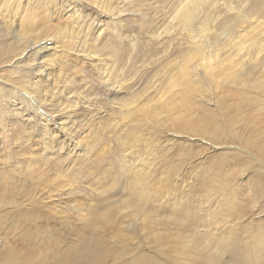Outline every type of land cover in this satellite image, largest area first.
<instances>
[{
    "label": "rangeland",
    "instance_id": "rangeland-1",
    "mask_svg": "<svg viewBox=\"0 0 264 264\" xmlns=\"http://www.w3.org/2000/svg\"><path fill=\"white\" fill-rule=\"evenodd\" d=\"M187 1L0 0V264H264V0L189 2L192 29ZM198 38L228 41L219 111L193 104L188 133L159 136L128 118Z\"/></svg>",
    "mask_w": 264,
    "mask_h": 264
},
{
    "label": "bare ground",
    "instance_id": "bare-ground-1",
    "mask_svg": "<svg viewBox=\"0 0 264 264\" xmlns=\"http://www.w3.org/2000/svg\"><path fill=\"white\" fill-rule=\"evenodd\" d=\"M189 2H197V1L188 0L186 3L182 5L181 11L179 12L180 14L179 16H181V18L183 19V26L186 27L187 29H190L191 27L194 28L193 12L198 7L196 3L191 5L189 4ZM255 24L256 25L252 27L253 31H251L249 35L251 36V40L253 41V43L255 44L262 43L264 42V21L256 20ZM208 26H205V28H208ZM217 41L218 40H216L215 42L214 41L210 42L208 40V42H206L203 41V39L198 38V40H196V45L198 43L202 46L201 51H198V48L195 46V50L192 49L195 51V53L191 51L188 52L187 54L185 52L179 53V55L178 56L176 55L177 57L174 58L173 60H168L167 61L168 64L164 68L163 66L161 67L163 68L165 78L163 77V81L160 82L161 88L157 90L156 95L151 96L146 100L144 99L145 101L143 100V95H140V93L143 94L145 91L147 93L148 91L154 89L152 82L151 84H147L145 87H143L141 91H138L139 95L131 93L130 98L125 100L123 106L127 108L126 114L128 118L137 122H140L141 120L140 118H144L145 119L144 126L147 129L149 127H151L153 130L154 128L155 130L157 129L156 130L157 136H159L160 130H159V123L157 120L160 121L164 120L165 126L167 124L168 128L171 129H174L177 126L182 127L184 131H182L181 134L188 133L186 131L191 125H193V122H191V120L189 119L187 112L191 110V105L193 104L201 105L204 103L207 104L208 101L209 102L215 101L216 108L218 109L217 111H219L220 109L218 106L219 103L216 96V91L213 90L214 88L213 86L214 84L216 85L215 87L219 85L222 86V84L219 83V77L217 76L219 73L217 74V71L221 70L220 68L223 66V63H225L224 59L228 61L227 59L228 57L223 58V56H225L227 52L226 50L227 46L225 44L228 41L225 44L223 42L216 43ZM241 45H242L241 43H236L234 46L240 47ZM86 57L93 59L94 54L91 51H89L88 53H86ZM232 74L233 73H228L226 77L229 78L233 76ZM46 76L47 78L49 77L48 75ZM154 79L156 81H159L157 75L154 76ZM102 80L104 81V86L106 88L114 90L115 92L113 93L114 96H120L124 93V90L126 88L124 87V83L117 80L115 77L112 76V74L111 75L106 74L104 77H102ZM210 93H212L211 96H209ZM60 117L61 116H59V118ZM60 126L62 127V125ZM172 134H174L173 135L174 137L175 135H177L176 132H172L171 135ZM144 201L148 203L147 198H145V196L144 197L142 196L140 199L133 201L128 206H130V208L133 209L135 206H141L140 205L141 202ZM15 209L16 208H14V212ZM137 209H135V212L136 211L137 212L136 213L134 212L135 213L134 216L140 217L142 215V212L140 211L141 213L139 214L138 213L139 209L138 210ZM123 212L124 210L123 211L119 210L117 214H114V212L109 213L107 217V221L116 222L118 219L123 218L122 215ZM30 213L31 212L23 209L16 210V214H20L24 216H28ZM25 220L28 222L27 226H29V228H32V226H36V228L38 229V223L35 222L36 220L33 221V219L28 217ZM4 246L5 244L3 243L2 247ZM28 259H29L28 263L30 264L37 263V262L35 263L36 260L34 261V260H30V258ZM137 259L140 260V257H138Z\"/></svg>",
    "mask_w": 264,
    "mask_h": 264
}]
</instances>
